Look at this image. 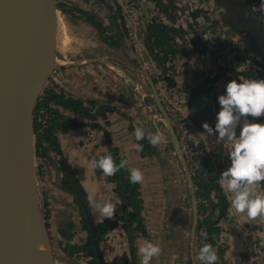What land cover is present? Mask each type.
<instances>
[{"label": "crops", "instance_id": "0c3cea01", "mask_svg": "<svg viewBox=\"0 0 264 264\" xmlns=\"http://www.w3.org/2000/svg\"><path fill=\"white\" fill-rule=\"evenodd\" d=\"M111 2L113 1L55 0L56 59L50 75L51 81L69 97L80 99L84 103L95 101L109 107L105 117L97 115L93 122L85 115L51 102L50 105L58 109L64 118L80 123L64 132L58 131L57 142L63 159L78 178L87 198L90 194L97 198L106 195L113 202L119 201L116 210V215L119 216L123 212L113 184L100 170L90 168L88 162L103 154L108 141L112 147L117 148L122 159L128 160V168L141 169L144 181L138 184V191L145 233L142 235L137 231L133 239L135 264H140L138 247L143 240H149L162 248L161 255L154 257L151 264H188L193 252L190 253L189 246L183 242L184 235L181 234L185 226L181 213L184 198L180 179L182 166L175 159V153L163 149L161 144L154 146L157 150L154 155L142 156L141 151L137 152L133 148L137 141L129 129L130 125L134 129L142 127L146 137L148 132L168 135L166 125L157 120L151 106L154 99L148 77L156 76L155 64L140 55L141 49L135 44L134 38L132 40L127 34L124 25H118L119 17L116 22H110L111 11H108ZM136 4L139 5L138 12L141 15L139 22L144 24L151 14L152 4L148 1H136ZM93 21L100 24L99 29ZM199 54L201 53L191 51L174 58L176 75L173 86L181 94L180 108L189 125L187 131L192 135L190 141L209 154L207 150L215 147L212 146L213 135H207L202 124L206 122L214 127L217 97L223 94V90L213 92L210 89L204 72L200 71H204L203 64L210 62ZM148 63L152 67L150 64L148 67ZM91 122L94 124L90 125ZM45 154L48 163L44 165L41 184L45 192L47 230L54 264H91L90 256L83 254L80 249L68 252L71 250L70 245L81 246L86 242L88 229L83 224L79 203L74 195L60 186L61 173L56 168L60 155L48 147ZM163 170L168 175L166 182ZM92 216L95 223L105 220ZM263 220V217L255 219L259 222ZM245 221L254 220L244 218ZM67 224L71 225L68 227ZM249 232L255 239V233L251 230ZM245 245L249 247L248 242ZM100 248L106 263L124 264L126 259L131 261V241L121 225L104 235ZM218 253L220 251H217L219 257ZM245 253L246 251L237 252V264L264 263L262 252L258 255L253 252L252 257L245 256ZM228 256L226 254L219 259L224 264L234 262L231 255Z\"/></svg>", "mask_w": 264, "mask_h": 264}, {"label": "trees", "instance_id": "16d2710c", "mask_svg": "<svg viewBox=\"0 0 264 264\" xmlns=\"http://www.w3.org/2000/svg\"><path fill=\"white\" fill-rule=\"evenodd\" d=\"M145 1L152 4V10L150 11L151 14L148 17V22L144 25L143 29L145 33L144 48L155 63V67L160 72L161 76L159 78L168 74L167 77H165V81L167 85L171 86V81L174 80L176 75L174 72V58L191 51L201 53L203 50L207 49V46L209 47L208 49H211V44H214V42H210L209 46L208 41L215 40L216 33L211 31L210 34L212 39L209 38V36L207 37L205 31L201 27L202 24L198 23L197 18L203 17V19L206 20L210 19L207 24L208 26H212L209 24H211V21L214 24L215 20L212 15L208 17V15L201 14L208 9L200 7L191 10V21H189L187 25H184L180 20V12L183 11V7L180 4L177 5L175 0ZM260 3L261 0H229V2L225 1V5L221 6L223 9L221 12L222 19H226L233 9H242L240 13L241 19V16L248 13V10H251L249 11L253 15V18H251V22L253 23L251 36L254 38V42L252 43L254 57H252V60L256 67L252 68L247 66L245 69L238 70L231 66L221 65L222 67H219L215 71L216 73L214 76H205V80H208L210 86H212L214 82L220 81L222 75H227L228 73H232L236 78L264 79V11L260 10ZM257 4L258 9H254V5ZM236 5L237 7L234 8ZM202 23H204V21H202ZM95 25L99 24L95 23ZM197 27H199V29ZM225 32L221 33L222 36L217 34L216 37H218L220 41H228L229 39L225 37ZM229 35H231V33ZM148 79L157 94V88L155 87L156 80L151 77H148ZM51 102L63 106L64 108L71 109L81 115H85L93 122L97 115L105 117V112L109 109V107L96 103L95 101H86L84 103L80 99L67 96L59 86L51 81L50 77L42 89L34 108L33 125L35 146L37 147L46 143L50 149L56 151L58 154H60V149L57 142V131L64 132L70 127L79 126L80 123L64 118L59 113L58 109L50 105ZM260 118L264 120V116ZM42 121H44L45 124H42ZM93 124L92 122L90 123V125ZM129 129L133 134L134 127L130 125ZM178 140L181 146L185 145L186 148H188L190 153V157L188 158L185 151H182L184 156V164L182 167L187 170L191 169L194 172L190 177L198 212L195 228V245L197 253L204 243H210L214 248L218 240L217 235L220 233L221 229L220 223L225 217L230 215L231 206L229 196L225 194L219 185L220 173L217 172V169L209 161L210 156L205 153L204 149L199 150L192 141L190 142L187 139L182 141L181 135H178ZM137 143L143 145V151H141L142 156L150 157L157 151L156 148L149 143L146 136L143 140L137 141ZM106 149L113 155L116 163L119 164L122 158L118 155L117 148L112 147L107 141ZM56 168L61 173V188L74 195L75 200L79 203L83 224L87 228L85 212L82 207L83 204L88 206L85 190L61 154ZM128 177L129 172L126 168L120 169L114 176L107 177L113 184V190L120 200L123 213L120 216L115 215L114 219H105L102 222H97L96 239L98 244H100L108 231L121 225L131 241V261L128 262L126 259L124 264H135V247L133 246L134 234L138 229L141 230L142 233H145V229L140 214L141 200L139 197L138 184L130 183ZM82 196L84 199H81ZM67 225L69 227L71 224ZM46 227H48V223H46ZM203 229L205 230L204 234L202 233ZM70 249L71 250L68 251L70 253L71 251H78V249H80L85 255L92 256L91 264H99L96 259L95 248L90 235H88L83 245H70ZM193 257L194 255H192L189 264H192V261H194ZM241 261L243 260L241 259ZM195 264L198 263L195 262ZM217 264L224 263L222 260H219Z\"/></svg>", "mask_w": 264, "mask_h": 264}, {"label": "water", "instance_id": "95a60500", "mask_svg": "<svg viewBox=\"0 0 264 264\" xmlns=\"http://www.w3.org/2000/svg\"><path fill=\"white\" fill-rule=\"evenodd\" d=\"M0 7V264H54L38 197L33 122L35 105L55 66V0H0ZM152 90L183 165L178 136L153 86ZM186 177L193 238L198 212L190 174ZM82 207L96 259L107 264L93 216L87 205Z\"/></svg>", "mask_w": 264, "mask_h": 264}, {"label": "rangeland", "instance_id": "374dc122", "mask_svg": "<svg viewBox=\"0 0 264 264\" xmlns=\"http://www.w3.org/2000/svg\"><path fill=\"white\" fill-rule=\"evenodd\" d=\"M112 1L113 2H111V4H110L108 12L111 11V14H112V13H114L113 11L115 9H117V10L119 9V11H121V9H123V14L125 16L126 23L130 26L132 25V27H133V28L131 27L133 30L132 31L133 32V38H134L135 44L138 45V47L141 49V53L139 51L140 55L141 56L143 55L145 60H147L148 62L152 61L147 50H144L145 48L143 49L144 38H145L143 25H145L148 22V19L146 20V23H144V24H141L139 22L141 20V17H139V16H141V15H139V12H138L139 11L138 10L139 5L136 4V1L137 2H141V1L146 2V1L145 0H116L117 2L114 0H112ZM225 1L229 2V0H224V1L223 0H220V1L219 0H178V1L175 0V3L177 5L180 4L183 7V11L180 12V20L182 21V23L184 25L185 24L187 25L188 22L191 21L190 12L192 9L204 7L203 9H208V10L203 11L201 14L208 15V17H210L212 15L214 17V20H215L214 24L212 23V21H211V24H209L212 26H208L207 24L210 21V19L206 20V19H203V17L197 18L198 23L202 24L201 27L205 31V34L207 35V37L209 36V38H211V34H210L211 31L215 32L216 36H217V34L221 35V33L226 31L225 37L227 39H229L228 41L227 40L220 41V39L215 36V40L208 41L209 46H210V42H214V44L213 43L211 44V47H210L211 49H208L209 47L207 46V49L203 50L201 52V54H199L204 59H206V61H209L211 64V66H210V64H203V70L204 71H202L200 69V71L204 72L205 76H208V77L211 75L214 76L216 73L215 71L219 67H222L221 65L231 66V67L238 69V70L245 69L247 66L252 67V68L256 67L255 63L252 60V57H254L253 45H252V43L254 42V38L251 36V31L253 30V23L251 22L252 21L251 18H253V15L249 12L251 10H248V13L241 16L242 17V19H241L240 13H241L242 9H238V10L233 9V11L227 16L226 19L225 18L222 19V17H221L222 16L221 15L222 7L221 6L225 5ZM60 3H62V2H60ZM64 7H66V4H64ZM236 7H237V5L234 8H236ZM211 9H212V11H211ZM254 9H258V4L254 5ZM214 11H215V14H214ZM112 16H113V18H115L114 14ZM202 21H204V23H202ZM110 22L111 23L116 22V19H113V21L110 20ZM94 25H95V21H94ZM203 25H204V27H203ZM197 28L199 29V27H197ZM230 33H231V35H229ZM146 55H147V57H146ZM200 62H201V60H200ZM152 63L155 64L153 61H152ZM149 64L151 65V63L147 64L148 67H149ZM151 67H152V65H151ZM151 67H150V69H151ZM155 70H156V76H152L151 78L156 80L155 87L157 88V95L159 96V98H160L169 118H170V122H171L177 136L178 135L182 136V141L186 140V139L190 141V139L192 138V135L189 134V131H187V129L189 128V125H187L186 120H185V118L181 112V108H180L181 107V94L178 93V91L175 89V86H173V80L171 81V86L167 85V83L165 81V77H167L168 74H165L164 76L159 78L161 76V74L157 70L156 67H155ZM232 79H237V81H238V79H240V78H238V77L236 78V76H234L232 73H228L227 75H222L221 80L214 82L213 85L210 86L211 87L210 89L213 92H219L222 89L223 94H224L225 86H226L227 82H229ZM167 94H169L170 97L176 96V95L178 96L177 103H178V109L179 110L176 111L173 108V105H171L170 102H168L167 100L164 99ZM216 105L218 106L216 113H218V111L220 110V106L218 104V99H217ZM151 106L153 108L154 113L156 114L157 120H160L161 123H163V125H164L165 121H164L160 111L158 110V108L155 104V101L154 102L151 101ZM249 119L252 120L253 122L264 123V120L261 119L260 117L259 118L249 117ZM182 123L183 124L185 123L184 128L186 129V132L184 134H180L183 132L179 131V127H180L179 125H181ZM42 124H43V121H42ZM214 127H215V125H214ZM238 134H239V126L237 127V135ZM193 140H195L194 137H193ZM212 143H213L212 146H215V147H211L210 150L206 149L207 151L210 152L208 154L210 156L209 161L217 169V172L221 174L222 171L226 170V168L230 165V160L228 157H226V155H227L226 151H227V147H228L227 142H219L218 143L217 139H216V135H213L212 136ZM215 143H218V144H215ZM161 145H162L163 149H165L167 151H171L172 154H173V152L175 153L169 135L165 136V141L162 142ZM194 145H196V144H194ZM46 147H48V145L46 143H43L37 147L35 146V170H36V182H37V189H38V197H39V202H40V205L42 208V212L45 215V219H46V200H45V192H44V189H43V186L41 183L43 182L44 165L46 163H48L47 158H46V154H45ZM181 148H182V151H186V155L189 158L190 153L188 151V148H186L185 145H182ZM198 148H199V150H202V148L200 146H198ZM36 151H37V153H36ZM60 154H62L61 150H60ZM175 155H176L175 159L178 161V163H180L179 157L177 156L176 153H175ZM180 165L182 166L181 163H180ZM181 169H182V175H181L182 178L180 177V179L182 181V193H183V197H184L183 203H182L183 205L181 207V210H182L181 213L183 216L182 223L185 225L181 234L184 235V238L182 237V239H183V242L189 246L190 253L193 252L195 255L196 254L195 236L192 238L191 232H190L191 225H192L191 199H190V194H189V185L187 183V177H186L187 173H189L190 175H193L194 172L191 169L185 171L186 168H184V167H182ZM162 172H164L163 173L164 174V181L165 182L168 181V175L165 174L164 170ZM172 175H173V173H172ZM177 193H179V191ZM242 217H243V219H242ZM244 218H247L246 215L244 217V215L236 213L231 208L230 215L225 217L223 219V221L220 223L221 229H220V233L217 235L218 240L214 246V249L216 251H220V253H218L220 259H222V257L226 254L229 256L231 255V260L234 259V262H230L229 264H237L238 263L239 259L236 258V255H237V252H239V251H242V252L246 251L245 256H251V257L253 256V252L256 255H258L260 252H262V257L264 259V220H263V222H259V221H255V220L250 221V222L245 221V222H247V223H245ZM45 223H48L47 219L45 220ZM143 226H144V224H143ZM86 229H88V228H86ZM250 230L255 233V235H254L255 239L251 237L250 232H249ZM137 231H139L140 234L144 235V233H142L141 230L138 229ZM204 232H205V230L203 229L202 233L204 234ZM257 234L259 236H257ZM88 235H89V233H88ZM134 236H135V234H134ZM168 240L170 241V243H172L169 236H168ZM234 242H236L238 246ZM246 242H248L249 247L245 245ZM170 243L168 244V247L170 246ZM252 244H254V245H252ZM240 245H241V247H239ZM193 249H194V251H193ZM87 256H89V255H87ZM241 256H242V254H241ZM90 259L92 261V256L90 257ZM220 259H218V261ZM190 260H191V257H190ZM190 260L188 261V264H189ZM196 262L199 264L198 261H196ZM242 262H244V260ZM262 262H264V261L262 260ZM243 264H245V263H243Z\"/></svg>", "mask_w": 264, "mask_h": 264}, {"label": "clouds", "instance_id": "9594fccd", "mask_svg": "<svg viewBox=\"0 0 264 264\" xmlns=\"http://www.w3.org/2000/svg\"><path fill=\"white\" fill-rule=\"evenodd\" d=\"M264 11V0H261ZM223 11V9H221ZM220 110L216 115L215 127L203 123L202 127L209 136L216 135L217 142H227L226 154L230 165L220 174L219 185L229 196L231 208L238 214L246 215L250 220L264 217V123L249 119L264 116V79L244 78L227 82L224 94L217 97ZM239 134L237 135V127ZM218 134V135H217ZM135 140L146 136L142 127H136ZM147 139L152 146L165 141L160 132H148ZM133 148L143 151V145L136 143ZM93 170H100L104 176H114L120 169L128 168L127 159L119 164L113 155L105 149L103 155L88 162ZM129 181L132 184L143 183L144 173L137 167L128 168ZM92 215L104 219H113L119 201L113 202L106 195L97 198L90 194L87 199ZM162 248L149 240H143L138 247L140 264H151L154 257L160 256ZM217 251L210 243H204L194 255V264H217Z\"/></svg>", "mask_w": 264, "mask_h": 264}, {"label": "flooded vegetation", "instance_id": "af4514ba", "mask_svg": "<svg viewBox=\"0 0 264 264\" xmlns=\"http://www.w3.org/2000/svg\"><path fill=\"white\" fill-rule=\"evenodd\" d=\"M114 13H112L111 15H110V20L111 21H113V19H118V17L120 18V21H119V23H118V25H124L125 26V31H127V34L128 35H130L131 37H132V40H133V30H132V25L130 26V25H128L127 23H126V19H125V16H124V14H123V9H121V11H119V9L117 10V9H115L114 11H113ZM114 14V17L115 18H113V17H111L112 15ZM95 23H97V22H95ZM93 24H94V21H93ZM98 24V23H97ZM100 25V24H99ZM99 25H95V26H97V28L99 29ZM132 27V28H131ZM88 199V198H87ZM83 253V252H82ZM84 254V253H83ZM91 257V256H90Z\"/></svg>", "mask_w": 264, "mask_h": 264}, {"label": "built area", "instance_id": "2783aa9c", "mask_svg": "<svg viewBox=\"0 0 264 264\" xmlns=\"http://www.w3.org/2000/svg\"><path fill=\"white\" fill-rule=\"evenodd\" d=\"M164 99L167 100L168 102H170V104L173 105V108L176 111L179 110L178 109V103H177V101H178V96L177 95L170 97V95L167 94ZM43 124H45L44 121H43ZM184 125H185V123L184 124L182 123L181 125H179L180 126L179 127V131L183 132V133H180V134H184L186 132V129L184 128ZM185 154H186V151H185Z\"/></svg>", "mask_w": 264, "mask_h": 264}, {"label": "bare ground", "instance_id": "6f19581e", "mask_svg": "<svg viewBox=\"0 0 264 264\" xmlns=\"http://www.w3.org/2000/svg\"><path fill=\"white\" fill-rule=\"evenodd\" d=\"M1 11H2V9H1V7H0V14H1Z\"/></svg>", "mask_w": 264, "mask_h": 264}]
</instances>
